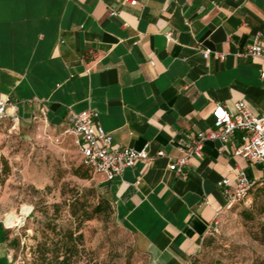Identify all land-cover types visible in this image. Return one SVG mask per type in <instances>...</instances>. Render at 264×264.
Masks as SVG:
<instances>
[{
  "label": "crops",
  "instance_id": "0c3cea01",
  "mask_svg": "<svg viewBox=\"0 0 264 264\" xmlns=\"http://www.w3.org/2000/svg\"><path fill=\"white\" fill-rule=\"evenodd\" d=\"M256 37L264 0H0V96L25 102L20 120L62 133L73 113L97 111L113 146L147 147L150 159L96 182L151 264H188L226 205L217 182L236 184L239 169L264 178L236 154L239 130L207 140L185 175L169 169L185 133L214 126L219 102L264 113V58L246 54ZM16 239L0 216V264H16Z\"/></svg>",
  "mask_w": 264,
  "mask_h": 264
},
{
  "label": "rangeland",
  "instance_id": "374dc122",
  "mask_svg": "<svg viewBox=\"0 0 264 264\" xmlns=\"http://www.w3.org/2000/svg\"><path fill=\"white\" fill-rule=\"evenodd\" d=\"M81 164L76 137L39 117L0 124V216L19 240L16 264H52L71 247L70 264H151L114 210L94 211L104 195L94 172L74 173ZM257 188L223 209L188 264H264V193Z\"/></svg>",
  "mask_w": 264,
  "mask_h": 264
},
{
  "label": "built area",
  "instance_id": "2783aa9c",
  "mask_svg": "<svg viewBox=\"0 0 264 264\" xmlns=\"http://www.w3.org/2000/svg\"><path fill=\"white\" fill-rule=\"evenodd\" d=\"M136 4L137 0H129ZM119 10L111 8L110 14L116 15ZM169 40L173 39L172 32L167 33ZM211 51L206 49L204 54L208 57ZM246 54L251 57L264 58V43L256 37L249 44ZM264 77V71L262 72ZM8 94L0 96V124L7 120L18 122L22 104ZM234 109H229L218 103L213 111L214 126L209 130L197 133H185L179 140L182 151L180 157H170L169 169L185 175V168L191 160L201 154L207 140L228 141L236 131L242 132L241 146L236 149V154L243 156L248 161L261 165L264 168V113H255L245 100H238ZM99 113L94 110H85L72 114L71 125L66 130L76 137L82 162L91 167L94 173H101L109 180L122 176L124 170L133 167L138 161L151 158L147 147L138 150L131 146H113L112 136L98 123ZM157 156L166 155L163 150ZM257 180L248 177L242 169L238 170L236 184L230 178H223L217 182L226 197L224 208L230 209L243 200L248 191ZM217 220L215 225L217 224ZM6 225L9 226L7 222Z\"/></svg>",
  "mask_w": 264,
  "mask_h": 264
},
{
  "label": "trees",
  "instance_id": "16d2710c",
  "mask_svg": "<svg viewBox=\"0 0 264 264\" xmlns=\"http://www.w3.org/2000/svg\"><path fill=\"white\" fill-rule=\"evenodd\" d=\"M0 170H2V169L0 168ZM3 172H4V174H7L9 172L8 165L3 168ZM90 172H94L93 169L91 167L85 165L82 162V164L80 166L75 168V172L74 173L76 175H78L79 177H81V178H90L91 177ZM0 175H2V174L0 173ZM261 183H263L262 180H257V182L254 184V186L248 191V194H250L256 187H258L257 190H259V191L264 193V186H259ZM93 209L97 213H99V212L101 213V212H104V211H112V210H114V212L116 213L114 205L105 196H101V200L94 206ZM72 237H73V235H71V238ZM18 243H19V240L16 239L15 240V247L18 246ZM44 253H45V251H44ZM71 257H72V247L68 251V253L62 258V260H58L59 257L52 256L50 261H51V263L53 262L52 264H70ZM44 260H42V262H44Z\"/></svg>",
  "mask_w": 264,
  "mask_h": 264
},
{
  "label": "bare ground",
  "instance_id": "6f19581e",
  "mask_svg": "<svg viewBox=\"0 0 264 264\" xmlns=\"http://www.w3.org/2000/svg\"><path fill=\"white\" fill-rule=\"evenodd\" d=\"M6 220H7V218H6ZM19 221H21V220H19Z\"/></svg>",
  "mask_w": 264,
  "mask_h": 264
}]
</instances>
